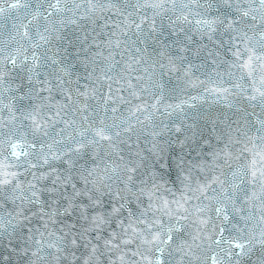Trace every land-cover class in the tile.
Listing matches in <instances>:
<instances>
[{
	"label": "snow or ice",
	"instance_id": "snow-or-ice-1",
	"mask_svg": "<svg viewBox=\"0 0 264 264\" xmlns=\"http://www.w3.org/2000/svg\"><path fill=\"white\" fill-rule=\"evenodd\" d=\"M0 264H264V0H0Z\"/></svg>",
	"mask_w": 264,
	"mask_h": 264
}]
</instances>
